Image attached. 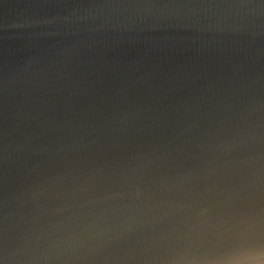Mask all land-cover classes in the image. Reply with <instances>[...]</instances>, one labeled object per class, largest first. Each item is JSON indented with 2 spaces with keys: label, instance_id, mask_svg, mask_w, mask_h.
<instances>
[{
  "label": "water",
  "instance_id": "obj_1",
  "mask_svg": "<svg viewBox=\"0 0 264 264\" xmlns=\"http://www.w3.org/2000/svg\"><path fill=\"white\" fill-rule=\"evenodd\" d=\"M0 264H264V0H0Z\"/></svg>",
  "mask_w": 264,
  "mask_h": 264
}]
</instances>
